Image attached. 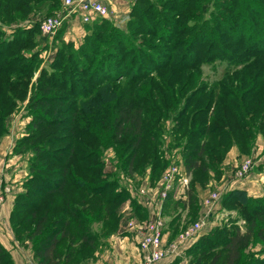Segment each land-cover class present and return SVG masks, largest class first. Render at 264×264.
Segmentation results:
<instances>
[{
	"label": "rangeland",
	"instance_id": "obj_1",
	"mask_svg": "<svg viewBox=\"0 0 264 264\" xmlns=\"http://www.w3.org/2000/svg\"><path fill=\"white\" fill-rule=\"evenodd\" d=\"M134 1L120 18L110 13L106 17H95L89 23L80 22L84 24L85 32L79 35L72 31L68 19L64 28L61 31L58 29L54 35H46L37 27L46 16L67 13L62 2L53 10L51 2L37 4V1L27 0L23 7L5 6V15H0V39L11 41L14 34L36 27L32 41L25 39L20 46L13 43L11 55H20L18 59L28 60L32 68L27 70L26 75L29 80L27 96L16 102V108L2 123L7 133L0 137V142L4 136L12 139L13 152L15 144L31 138L21 144V151L16 152L25 159L26 165L20 166L23 181L15 189L13 201L16 199L19 202V198H23L20 195L26 198L31 194L21 202L20 205L25 207L15 220V223H22L27 218L30 222L19 228L21 236L36 219L35 210V216H32L30 209L36 206L37 201L35 182L27 189L25 182L53 171L55 166L60 167L56 162H61V157H90L92 172L99 178L113 181V188L120 193L123 175L135 173L123 165L126 159L124 147L133 139L131 134L118 129L123 109L141 107L143 131L152 129L151 138L162 142V156L167 163L160 175L173 164L187 171L180 151L187 142V129L198 127L199 122L206 121L211 125L215 117L213 106L205 105L208 92L222 90V85H226L228 91L237 95L240 92V76L252 73L247 69L250 58L245 54V45L236 44V41L243 40L250 45L251 54L258 56L255 58L257 65L264 62V37L259 44L252 45L249 34L250 29H257L259 35H264L260 28L264 24V0H139L137 4ZM229 7L238 13L236 24L242 29L240 32L232 30V36L231 31L224 30L227 25L222 21L224 17H231V13L227 12ZM131 10L136 14L132 20ZM248 21L252 23L245 26ZM211 40L214 42L209 44ZM215 40L220 45H216ZM25 42L34 44L25 48ZM206 48L211 50V54H203ZM219 51H224L225 56L217 54ZM238 57L241 58L239 61ZM20 63H16V68ZM20 69L25 68L21 66ZM45 81L51 88L43 91ZM41 97L47 99L46 105L33 107L36 99L42 100ZM252 126V135L246 134L245 142H239L242 148L238 150L236 146L225 145L218 154L215 173L210 172V178L202 186L195 184L201 189L197 192L195 187L201 215L197 213V217L185 222L181 229L175 227L178 237L175 241L173 238L169 245L171 247L178 242L179 235L193 223L205 220L207 224L196 238L181 249L185 264H192L186 251L203 236L215 237L221 242L216 246L209 244L213 247L207 255L199 257V264H208L214 255H217L214 264H220L225 255L222 243L226 235L217 230L228 234L236 227L243 232L249 226L254 227L253 234L237 264H264V125L261 128ZM211 144L218 147L216 137L212 138ZM243 158L251 159L253 166L245 178L237 179L235 173ZM140 173L139 178L134 177L135 187L140 182ZM3 177L0 171L1 197L3 192L9 194L10 189L3 187ZM233 181L237 184L234 187L231 184ZM123 185L122 189L127 192L126 185ZM189 187L188 180L183 190L184 201H187ZM231 190L243 192L235 191L237 194L225 196ZM127 193L129 197V191ZM210 193H217L219 198L212 208L203 203ZM17 195L20 197L16 198ZM134 202L136 199L132 198L129 202L131 207ZM250 207L256 210L250 211ZM145 209L142 210L147 212ZM205 213H208L207 216ZM116 215L118 228L110 236L120 234V228L128 227L127 218L130 216L120 213V205ZM160 215L163 218L161 211ZM136 219L143 223L147 217L143 215ZM0 220V226L4 227L1 216ZM10 228L13 233L11 225ZM13 238L9 250L6 248L10 254L24 249L32 255L34 241L19 243ZM23 254L26 260V253Z\"/></svg>",
	"mask_w": 264,
	"mask_h": 264
},
{
	"label": "trees",
	"instance_id": "obj_2",
	"mask_svg": "<svg viewBox=\"0 0 264 264\" xmlns=\"http://www.w3.org/2000/svg\"><path fill=\"white\" fill-rule=\"evenodd\" d=\"M33 1H37V4L43 1L51 2L52 8L54 6L59 7L62 2V0ZM138 1L135 0L134 4H137ZM25 2L27 0H0V15H5L7 9L5 6L23 7ZM1 4H4V6ZM227 12L231 13V17H224L222 21L227 25L224 30L226 32L231 31L232 36V30L240 32L242 29L239 24H236V20L239 19L238 13L230 7ZM135 15L131 10L130 20ZM248 23L252 22H246L245 26ZM96 24L97 22L93 26ZM64 26L65 23L61 28L63 29ZM93 26H90V28ZM37 27L39 28V25ZM61 28L59 31L62 30ZM260 28L264 32V24ZM35 30L36 27L30 31L14 34L12 42L0 39V137L7 133V128L2 123L14 111L17 106L16 102L27 96L29 80L26 75L27 70L32 66V63L28 60L18 59L20 55H11L14 50L13 43L16 42V45L20 46L21 41L25 39L32 41V34ZM249 34L252 38V45L259 44L264 37L263 33L259 35L257 29H250ZM195 37H197V34ZM211 42H214V40L209 41V44ZM32 43L27 44L25 42V48H30L34 44ZM241 43L245 45V54L250 58V60H247L249 65L247 69L250 72L252 70V73L240 76V92L237 95L233 91H228L226 85H222V90L220 88V90L208 92V100L205 105L214 108L215 117L212 124L210 125L206 121L199 122L198 127L188 128L185 133L187 142L182 145L180 151L186 170L192 177L189 182L187 201H173L170 195L164 201V211H167L169 207H173V209L178 206L183 209L187 208L185 222L197 217L198 206L195 184L198 183L202 186L210 178L209 173H215L214 169L216 162H218V154L221 150H224V146H236L239 150V148H242L239 142H242V144L245 142L246 134L252 135V124L256 125L257 128L264 125V62L257 65L258 61H255V58L258 56L251 54L249 44H245L243 40L236 41V44ZM215 44L220 45L216 40ZM202 50V48L199 49L200 52ZM223 53L224 51L217 52V54L225 56ZM203 54H211V50L206 48V52H203ZM230 58L233 57L230 56ZM240 59L238 57V61ZM18 61L21 63L16 68ZM21 66L25 69H20ZM47 88H51V86L45 81L42 89L44 91ZM159 97L158 94L157 98ZM41 98L42 100L36 99L33 107L38 108L41 105H46L47 99L45 97ZM225 99L230 101L226 102ZM29 103L31 104L30 101ZM140 108L123 109L120 112L118 129H123L121 131L133 136V139L124 147L123 153L126 155V159L123 165L128 171L139 173H142L145 167H150V177L154 181L160 177V173L167 162L162 156V142L152 139L150 136L152 129L143 131V115ZM262 130L264 131V128ZM213 137L217 138L218 147L212 146ZM30 140L31 138H25L15 144L14 153L21 151V144ZM68 152H70L69 149ZM89 160L90 157H84V155L74 156L72 159L70 156L61 157V162H56L57 166L60 164V167L55 166L53 171L49 173L44 171L45 175L38 176L36 179L31 178L27 183L25 182L26 189L33 181L35 182L36 193L34 195L37 201L36 206L30 208L32 216H35L36 213V219L23 236L20 235L22 232L19 228L30 224V222L27 218L22 223H15V220L21 215V210L25 207V205H20L21 202L27 200L31 194H28L26 198L23 195H20L23 198H19L20 196L17 195L16 198L18 197L21 201L17 202L16 199L13 201L9 222L13 229L14 239L19 243L25 240L34 241L33 264H84L95 258L96 252L118 228L116 212L119 205L121 207L128 198V193L124 189H120V193L115 191L113 181L97 177V174L92 172L93 165ZM32 163L33 161H31V166ZM235 191L243 192L242 190H231L225 196L229 197L228 194L231 195ZM246 206L249 207L247 204ZM133 209L137 217L141 218L144 215V211L136 202L133 204ZM252 210L250 207V211ZM253 228V226H249L241 232L236 227L232 233L228 234L223 230L222 232L216 229L217 232L226 235L222 243L225 255L220 264H237L244 247L250 242ZM220 242V239L211 236H203L198 239L186 251L190 262L199 264V257L207 255L210 248L219 245ZM216 260L217 255H214L208 264H214ZM0 264H14L12 255L1 243Z\"/></svg>",
	"mask_w": 264,
	"mask_h": 264
},
{
	"label": "crops",
	"instance_id": "obj_3",
	"mask_svg": "<svg viewBox=\"0 0 264 264\" xmlns=\"http://www.w3.org/2000/svg\"><path fill=\"white\" fill-rule=\"evenodd\" d=\"M99 1H101L108 8L109 14L111 13V16H115V17L117 16V18H120L122 14L126 13V11L128 10V6L133 2V0H99ZM123 16L122 18H124ZM67 19L69 23L71 22L72 31H74L76 35L85 32L84 24L80 23L81 20L75 13L74 14L70 13L67 16ZM121 23H123V21ZM12 142L13 141L11 138H9V136H4V138L0 142V171L3 172V176H4L2 179L3 180L2 183H3V187L5 186L10 187V189L7 187L9 189L8 191L9 194L7 192L6 193L3 192L2 204L0 205V216L3 219L2 226L6 228L5 231L4 227L0 226V243L8 250L9 247L11 246V240L13 238V233L10 228L9 215L13 205L15 189L17 190L20 182L23 181V179L21 178L23 169L21 167H23L24 163L26 165L25 159H23L20 154H16L12 151V147H13ZM186 174L190 182L191 176L189 173H187V171ZM123 176H124L123 182L120 181V189H122L123 187L121 186L125 184L130 195L127 198L128 200L126 201V203H124L125 206L120 207V213L126 214L127 217L130 216L129 218H127L128 221L131 218H133V220L135 219L136 221L137 217L134 214V209L133 207L130 206L129 202H131V199L133 198L136 199V202L138 204L140 203H139V199L135 195H133V192L136 191V189H138V187L142 185L143 186L142 188L149 186L151 193L153 195H156L157 191L160 188V180L162 175H160L158 179L152 181L150 177V167H147L145 172L140 173L141 179L139 180L140 182H138L136 187L133 185V181L135 180V178H139L138 172ZM234 182L236 181L231 182L232 187L237 185ZM195 187L197 189V192L199 190L201 191L199 185H195ZM183 190L184 189L182 188V186L177 181H175L174 183H172L171 188L167 191L166 198L170 195L173 201H184L185 195ZM154 197H148V199L152 200ZM164 201L165 200L163 199V202L161 204L160 202L159 203L157 202L155 207L159 209V211H161V214L163 216L164 228H163L162 243L165 248H168L170 247L169 245L173 242V238L175 241L178 237V234L175 235V231H174L175 227L178 226L179 229H181V227L185 224L186 221L185 216H186L187 208L183 209L181 208V206H178L176 209L175 208L173 209V207L172 208L169 207L167 211L166 210L164 211ZM143 206L146 209L143 207L141 208L147 211V212L144 211V216L145 218L146 217L148 218L151 209L148 207L147 204H144ZM201 212L202 209H199L198 214L201 215ZM210 216L212 217V215ZM187 246L188 245L185 246L182 245L176 251H168L167 255L156 264H174V262L176 264L177 259H180L178 264H185L184 261L186 262V259H184V256H182L180 252L182 251L181 250L182 248H186ZM23 252L26 253V260L24 258ZM11 255L14 263L15 262L24 263L23 261L28 262L29 260L31 262H34L33 257L28 250L18 249L14 252H11ZM95 255L96 256L93 260L87 261L84 264H141V254L137 244V237L135 235V232L130 230L127 226L122 227V229L120 228V234L112 235L109 238H107L105 244L100 248L99 251L96 252Z\"/></svg>",
	"mask_w": 264,
	"mask_h": 264
},
{
	"label": "built area",
	"instance_id": "obj_4",
	"mask_svg": "<svg viewBox=\"0 0 264 264\" xmlns=\"http://www.w3.org/2000/svg\"><path fill=\"white\" fill-rule=\"evenodd\" d=\"M62 3L64 7L67 8V13H56L41 19L39 21V29L42 33L54 35L58 29L64 25L70 13H76L83 23H89L94 20L95 17H106L109 15L108 8L99 0H62ZM252 166L253 163L251 159L243 158L237 166L235 173L236 178H245L252 169ZM175 181H177L183 189L188 185V177L185 169L179 165L173 164L163 172L160 180V188L156 195H153L149 186L146 185L145 188H142V185L139 186L138 189L133 192V195L139 199L140 204H147L151 209L150 215L145 222H134L135 220L133 219H130L128 222V228L134 231L137 237V244L141 254V264H156L167 255L168 251H176L180 246L195 239L201 229H203V226L207 224L204 219L193 223L179 235L178 242L172 244L171 247L164 248L162 243L164 221L163 218H161L159 209H157L155 205L157 202H160V204L162 203L163 199L167 196V191ZM148 197L154 198L150 200ZM218 200L217 193H210L204 199L203 203L206 207L212 208ZM1 203L2 197L0 196V204ZM29 261H26V264H31V261Z\"/></svg>",
	"mask_w": 264,
	"mask_h": 264
}]
</instances>
